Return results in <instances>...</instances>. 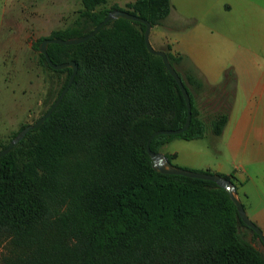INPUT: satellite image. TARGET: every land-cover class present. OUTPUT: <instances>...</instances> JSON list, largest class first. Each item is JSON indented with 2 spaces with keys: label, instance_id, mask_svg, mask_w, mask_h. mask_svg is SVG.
Masks as SVG:
<instances>
[{
  "label": "trees",
  "instance_id": "16d2710c",
  "mask_svg": "<svg viewBox=\"0 0 264 264\" xmlns=\"http://www.w3.org/2000/svg\"><path fill=\"white\" fill-rule=\"evenodd\" d=\"M79 1L70 24L38 38L34 50L43 38L88 33L111 9L153 27L171 8L170 0ZM143 29L116 18L83 42L47 44L52 63L73 61L76 72L53 111L0 156V264H264L253 244L257 235L239 220L224 189L152 169L146 139L180 128L185 103L160 57L146 50ZM165 48L159 49L188 94L190 120L178 134L152 137L153 152L174 138L219 135L227 120L225 111L201 117L195 98L210 86L185 56ZM37 56L46 70L63 74L46 92L42 115L71 69H51ZM164 156L178 166L175 153Z\"/></svg>",
  "mask_w": 264,
  "mask_h": 264
},
{
  "label": "rangeland",
  "instance_id": "374dc122",
  "mask_svg": "<svg viewBox=\"0 0 264 264\" xmlns=\"http://www.w3.org/2000/svg\"><path fill=\"white\" fill-rule=\"evenodd\" d=\"M262 2L264 0H259L258 3V23L262 18L260 4ZM111 3L112 0H107V5ZM226 3L230 6L229 11L220 14L215 13L214 8L211 9L210 14L213 13L215 19L216 16L219 19L217 26L220 31L212 40L206 41L211 45L212 58L222 63L216 66L220 69L217 74L219 78L215 83H207L210 86L209 90L195 98L200 115L206 121L216 112H226L228 120L226 122L230 125L226 131V138L221 137V134L213 135L207 131L197 139H171L164 144L160 152L164 154L175 150L178 159L177 162L173 160L172 162L179 167L224 174L234 182L237 189L239 184L234 180L235 168L237 172L242 173V170H245L249 173L251 165L249 146L236 147L233 143V129L240 116L238 111L245 108L249 100L247 88L250 64L238 65L236 61L238 59L248 61L252 56L248 32L252 5L246 0L238 2L239 6L235 1ZM79 7V0H0V142L7 141L19 125L32 123L45 108L43 98L46 92L51 88H57L61 82L63 74L57 77L40 65L38 52L32 45L38 38L46 37L51 30L61 29L70 24ZM251 18L254 19V16ZM164 20L167 30L164 37L167 39L170 30L183 29L192 24V21L190 24L182 18L172 17ZM148 40L152 48L166 49L165 46L157 45L152 32L148 34ZM259 57L261 58L258 66L261 69L264 67V51ZM244 115L248 124L249 113ZM185 163L188 166H182ZM245 189L250 194L248 206L245 204L243 206V201L238 198L242 201L243 208L246 207L244 211L247 217L262 233L261 226L256 224L249 209L264 210V202L257 198L253 186L249 183ZM251 237L252 234L246 230L245 239L251 240ZM253 244L264 252L257 239L253 240Z\"/></svg>",
  "mask_w": 264,
  "mask_h": 264
},
{
  "label": "crops",
  "instance_id": "0c3cea01",
  "mask_svg": "<svg viewBox=\"0 0 264 264\" xmlns=\"http://www.w3.org/2000/svg\"><path fill=\"white\" fill-rule=\"evenodd\" d=\"M118 5L122 6L124 3L132 0H112ZM226 1L241 2L245 0H170L171 8L167 18L184 19L192 24L183 29L170 30L169 38H165L167 33L164 25V21L160 26L150 27L149 33L152 32L154 38L157 40L158 46H169L170 52L180 53L186 57V59L193 64L200 74L204 77L206 83L217 82V74L220 70L217 65L222 64L221 61H216L211 56V45L206 41L213 39L219 34L220 28L217 26L219 19L216 16L210 14L211 9L214 8L215 13L225 12L230 10V6ZM252 6L250 8V26L249 32V60L238 59L236 63L238 65L250 64V74L248 79V102H246L245 108L238 111L239 119L234 123L235 125L233 143L238 146H249L250 162L249 173L245 170L234 172V180L238 182L237 195L240 198L243 206L249 203L250 194L245 189L249 183L254 188V193L259 200L264 202V67L259 69V54L264 51V2L261 4L262 18L258 23V3L259 0H246ZM254 5H253V4ZM236 6V3H235ZM239 6V3H238ZM253 8V10H252ZM219 14V16H220ZM212 15V18H211ZM254 16V19L251 17ZM214 33V35H213ZM223 68L221 67V74ZM220 76V75H219ZM213 80V81H212ZM236 81V76H235ZM239 76L237 77V82ZM246 113H249L248 121L246 124L244 118ZM228 122V120H227ZM226 122V123H227ZM230 125L227 123L224 125L221 131V137L226 138V131ZM219 134V135H220ZM228 141V140H227ZM168 143V142H167ZM164 146V145H163ZM168 153H175L173 158L174 162H177L178 154L175 150ZM182 166H188L187 163ZM217 167V166H215ZM218 172L219 170L216 169ZM235 186V184H234ZM248 206V205H247ZM246 208V207H244ZM247 210V209H246ZM251 215L254 217L256 224L261 226L262 234L264 235V210L261 208L249 209Z\"/></svg>",
  "mask_w": 264,
  "mask_h": 264
},
{
  "label": "water",
  "instance_id": "95a60500",
  "mask_svg": "<svg viewBox=\"0 0 264 264\" xmlns=\"http://www.w3.org/2000/svg\"><path fill=\"white\" fill-rule=\"evenodd\" d=\"M116 18H123L131 21H137L140 22L144 25L143 29V42L145 45L146 50L153 54L157 55L160 57L161 62L164 66V68L167 70L169 75L173 78L175 81L182 97L185 103V118L182 126L177 129H161V130H155L153 131L146 139L145 142V151L151 161V167L154 171H157L159 173L163 174H178L182 175L185 177H190V178H197V179H203V180H208L213 183H215L218 187L224 189L227 192V195L229 199L232 201V203L235 206L237 216L239 220L249 227L258 237L259 241L262 243L264 246V236L261 233L260 229L247 217L244 208L237 196L236 189L234 187V184L220 176L217 173H212V172H202V171H195L179 166H174L172 165L164 156V154L160 151L153 152L149 149V142L152 139V137L160 134H167V135H173V134H178L182 132L186 127L188 126L189 120H190V103H189V98L188 94L179 78L175 70L172 68V66L169 64L167 57L164 53V51L160 49H154L151 47L149 44L148 40V34L150 30V24L148 21L132 15L128 12H125L123 10H118V9H111L109 10L106 15L102 18L100 22H98L92 30H90L88 33L81 35V36H76V37H70L66 39L62 38H43L37 45V51L38 53L42 54L47 65L54 70L57 69H62L65 67H69L71 69V72L66 80V83L64 84L63 88L55 98V100L52 102V104L47 108V110L40 115L35 121L32 123L26 124L23 128H21L7 143V145L0 149V156L6 154L13 145H15L24 135L27 131L36 128L52 111L53 109L57 106L63 95L65 94L66 90L68 89L69 85L72 82V79L75 75L76 72V64L73 61H68V62H62V63H52L51 60L49 59L47 52H46V46L49 43H57V44H62V45H69V44H77L80 42L85 41L87 38L93 36L96 31L106 22L111 21Z\"/></svg>",
  "mask_w": 264,
  "mask_h": 264
}]
</instances>
